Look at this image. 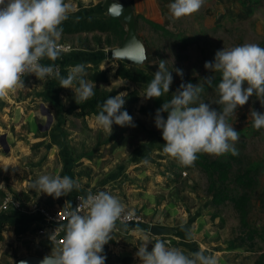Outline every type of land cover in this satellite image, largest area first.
<instances>
[{
	"label": "rangeland",
	"instance_id": "obj_1",
	"mask_svg": "<svg viewBox=\"0 0 264 264\" xmlns=\"http://www.w3.org/2000/svg\"><path fill=\"white\" fill-rule=\"evenodd\" d=\"M73 1L70 4L73 11L69 12L72 17L105 16L100 9L104 0ZM132 1L138 18V34L147 50L143 68L155 73L159 60L167 61L169 71L173 68L183 70V77L172 72L170 90L173 94L182 82L201 83L204 91L200 99L218 112L222 110L223 106L216 103L221 74L207 71L205 62H214L215 53L222 48L246 43L264 47V2L205 0L198 12L174 19L168 8L174 0ZM80 2L85 6H80ZM146 20L165 27L175 36L155 30ZM91 37L64 38L75 50L72 56H66L68 60L60 75L64 76L70 67L81 62L88 63L94 70L109 69L110 82L95 86L108 92H139L140 100L132 116L135 127L113 124L111 132L105 131L95 125L94 116L71 112L67 99L72 89L58 91L54 87L58 79L38 80L30 75L26 88L0 98V140L6 138L9 145V152H6L0 143V201L10 195L27 206L39 204L57 208L80 193L105 190L116 196L130 211L142 214L145 220L141 226H125L111 234L112 240L102 252L105 264H142L136 257L140 244L147 242L148 251H151L157 239L186 255L196 251L214 254L218 264H258L264 254V128L253 127L250 111L264 114V97L254 94L227 121L240 136L234 147L241 165L235 163V169H250L257 178L249 222L259 236L251 241L232 203L213 204L207 175L196 165L181 166L163 152L162 132L154 122L156 110L152 100L144 98L145 88L114 77L120 63L129 64L108 61L107 49L79 48L84 39ZM209 77L213 84L206 91L209 83L203 80ZM42 106L52 114L48 128ZM143 110L151 111L153 116H146ZM205 155L209 160L223 156ZM143 160L149 163L145 165ZM45 174L67 175L80 187L59 199L33 190L31 183ZM230 187L235 185L230 183ZM30 217L35 216L11 212L0 220V264H15L37 253L51 254L45 238L15 235L12 224L30 220ZM151 225L170 229L173 233L156 238L149 234ZM136 227L144 230L147 241L131 230Z\"/></svg>",
	"mask_w": 264,
	"mask_h": 264
},
{
	"label": "clouds",
	"instance_id": "obj_2",
	"mask_svg": "<svg viewBox=\"0 0 264 264\" xmlns=\"http://www.w3.org/2000/svg\"><path fill=\"white\" fill-rule=\"evenodd\" d=\"M205 0H174L168 5L172 18L180 19L198 12ZM71 5L65 0H0V98L18 89L26 88L24 77L34 75L38 80L54 77L65 89H72L76 103L87 101L95 95L93 81L86 80V66L77 64L70 67L67 77L60 75L58 66L42 65L47 58L55 61L59 58L62 45L59 44ZM108 11L121 16L124 9L118 0H113ZM117 56L127 55L117 52ZM136 62L147 59L142 47L136 48ZM166 62L159 60L154 78L144 90L146 99H159L170 91L173 83L172 72L183 77V70L176 68L169 71ZM205 69L220 73L217 85L222 105L219 112L212 105L200 99L204 86L201 83H181L170 100L163 102L155 114V127L162 132L163 152L175 159L181 166L194 165L198 154L238 155L234 144L239 140V133L227 121L243 107L254 94L264 97V47L255 43H246L229 49L222 48L215 53L214 62H205ZM211 77L205 83H211ZM247 85L245 88L244 85ZM127 92L109 96L101 110L95 115V125L105 131L112 130V125L135 127L133 118L124 107ZM167 114L165 119L164 114ZM253 127L264 128V114L250 111ZM145 165L149 162L142 161ZM30 187L40 193L59 199L67 196L80 185L71 177L64 175H41ZM79 204L73 208L65 202L64 210L68 218L63 231V245L52 250L40 264H105L102 255L104 246L112 240V233L118 221L127 220L133 215L114 195L100 191L78 197ZM144 235L141 228L131 229ZM136 257L142 264H218L216 255H206L203 251L185 254L177 248L166 246V242L157 239L152 250L148 243L140 244ZM21 264H24L21 261Z\"/></svg>",
	"mask_w": 264,
	"mask_h": 264
},
{
	"label": "trees",
	"instance_id": "obj_3",
	"mask_svg": "<svg viewBox=\"0 0 264 264\" xmlns=\"http://www.w3.org/2000/svg\"><path fill=\"white\" fill-rule=\"evenodd\" d=\"M263 1L264 0H259ZM101 7V6H100ZM101 9V8H100ZM155 30L162 31L164 34L169 36H175L165 27L158 25L152 21L146 20ZM63 32L61 36V43H65L64 38L74 37V36H89L92 35L90 39L86 38L81 42L79 48L85 50H108L110 48H116L120 46L126 37V25L117 18H111L108 16H96L92 14H87L78 19L66 20L61 25ZM138 27V18H137ZM103 36H106L103 38ZM67 44V43H66ZM52 64V63H51ZM59 64V63H58ZM79 64H84L86 66V76L84 78L89 81H93L94 84H108L110 82V70H94L88 63L81 62ZM56 65V64H53ZM61 67L64 69L65 64L62 63ZM68 73H65L62 77H67ZM30 75L24 77L25 83L28 82ZM115 78H120L131 82L132 84L142 86L146 89L148 82L154 78V73L144 69L143 67H137L135 65L129 64L125 66L120 63L119 68L114 73ZM221 77L218 78V81ZM213 83L208 84L205 90L211 89ZM58 91L63 90L59 85V80L56 81L54 86ZM95 95L88 99L87 101H78L76 103L75 93L70 91L68 93V102L70 104L71 112L79 111L82 116H94L98 114L104 101L109 96H115L117 92H108L101 90L98 87L94 88ZM172 91L170 90L168 94H165L159 99H150L153 102L154 109L157 111L163 102L170 100L172 96ZM140 100L139 92L131 91L127 94L124 107L121 111H127L130 116H133V111L135 106ZM146 116H153L151 111H142ZM167 117V114H164ZM241 161L239 160V155L233 156L229 153L227 156L223 155L219 159L209 160L204 153L198 154L194 165L199 167L208 177L210 181L209 193L212 196V202L215 206H220L226 202H230L234 205L237 211L240 223L243 228L247 229L248 236L251 241H254L257 236H259L257 229L250 226L249 222V209L251 204L252 193L257 186V178L250 169H235L234 164ZM230 183L235 185L234 188L230 187ZM87 194V193H80ZM10 213L6 214L9 215ZM3 218V216H2ZM1 218V219H2ZM22 218V217H21ZM25 221H19L12 224L14 228V233L17 237H25L37 228L34 227L35 218L30 217ZM0 219V220H1ZM37 256H47L46 254H35ZM258 264H264V254L261 255Z\"/></svg>",
	"mask_w": 264,
	"mask_h": 264
},
{
	"label": "built area",
	"instance_id": "obj_4",
	"mask_svg": "<svg viewBox=\"0 0 264 264\" xmlns=\"http://www.w3.org/2000/svg\"><path fill=\"white\" fill-rule=\"evenodd\" d=\"M62 55H68L74 52V48L70 44L61 43ZM42 65H49L51 63L45 64L43 60L40 61ZM55 66L59 67L60 73L62 72V67L60 64H56ZM27 75V74H26ZM100 191L105 190H97L93 191V194H96ZM107 192V191H106ZM87 194H78L74 197L72 202V207L75 208L78 204V197L79 196H85ZM126 207V206H125ZM126 210L130 211L127 207ZM11 212H17L21 213L23 215H29V216H35L36 221L34 222V227L37 228L36 231L31 232L30 234L45 238L47 245L50 246L52 250H56L60 248L64 243V227L67 224V217L65 215L64 206L63 207H57V208H48L43 205L39 204H33L30 206H27L26 204L22 203L20 200L7 195L5 198H3L0 201V219L2 216L11 213ZM133 215L129 217L127 220L124 221H118L116 224V228L113 232H118L119 229L123 226H141L144 223V217L140 213L133 212Z\"/></svg>",
	"mask_w": 264,
	"mask_h": 264
},
{
	"label": "water",
	"instance_id": "obj_5",
	"mask_svg": "<svg viewBox=\"0 0 264 264\" xmlns=\"http://www.w3.org/2000/svg\"><path fill=\"white\" fill-rule=\"evenodd\" d=\"M118 2L123 5V9H124L121 16H115L109 13L108 8L113 3V0H104L103 4L100 7L106 16L111 18H117L120 21H122L126 25V31H127L126 37L124 38L120 46L116 48H110L106 51L107 59L108 61L117 60L120 62L135 65L137 67H143L146 64L147 59L143 63L136 62L134 59L137 47H142L147 55L145 43L138 34L137 15H136L135 6L132 0H118ZM117 52H126L127 55L117 56L116 55ZM42 115L48 118V123L46 125V128H48L53 120L52 114L50 113L48 108L42 106ZM42 128L43 127L40 126L41 130ZM0 143L2 147L5 149V151L9 152V145L6 141V138L3 137L0 140ZM172 233H173L172 230L162 228L156 225H151L149 228V234L156 238L164 237ZM44 257L45 256L32 255L18 261L15 264H21V261H23L24 264H40V262Z\"/></svg>",
	"mask_w": 264,
	"mask_h": 264
},
{
	"label": "crops",
	"instance_id": "obj_6",
	"mask_svg": "<svg viewBox=\"0 0 264 264\" xmlns=\"http://www.w3.org/2000/svg\"><path fill=\"white\" fill-rule=\"evenodd\" d=\"M69 3L68 4H73L74 3V1L73 0H67ZM78 4V3H77ZM79 5V4H78ZM80 6H85L84 4H83V2H80ZM78 9V8H77ZM76 9V10H77ZM71 11H73V9H71ZM87 15V14H86ZM82 16H76V17H72V16H70L69 14H68V18H67V20H73V19H78V18H81ZM73 55V53L71 54V55H62V54H60V56H59V58L57 59V60H55V61H50V60H48L47 58H45V59H43V61H44V63L45 64H47V63H52V64H60V65H62V63L63 64H66V60H68V57H66V56H72ZM89 193V192H88ZM74 199V198H73ZM73 199L70 201V203L72 204V202H73ZM35 221H36V219H35ZM34 221V222H35ZM123 227H125V226H123ZM120 229H122V227L120 228Z\"/></svg>",
	"mask_w": 264,
	"mask_h": 264
}]
</instances>
